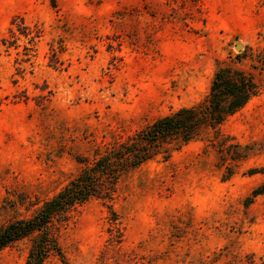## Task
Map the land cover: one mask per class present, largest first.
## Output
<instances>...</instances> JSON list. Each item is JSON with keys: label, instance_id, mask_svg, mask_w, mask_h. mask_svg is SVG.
Listing matches in <instances>:
<instances>
[{"label": "rangeland", "instance_id": "obj_1", "mask_svg": "<svg viewBox=\"0 0 264 264\" xmlns=\"http://www.w3.org/2000/svg\"><path fill=\"white\" fill-rule=\"evenodd\" d=\"M228 66L259 93L86 203L43 264H264V0H0V229Z\"/></svg>", "mask_w": 264, "mask_h": 264}, {"label": "trees", "instance_id": "obj_2", "mask_svg": "<svg viewBox=\"0 0 264 264\" xmlns=\"http://www.w3.org/2000/svg\"><path fill=\"white\" fill-rule=\"evenodd\" d=\"M259 91L251 73L231 66L219 68L200 103L156 118L124 142L106 151H95L92 159L83 157L80 172L32 216L11 221L0 229V250L37 234L26 264H43L59 250L56 234L61 226L86 203L92 199L113 200L127 172L162 155L172 143L184 144L207 129L218 130Z\"/></svg>", "mask_w": 264, "mask_h": 264}, {"label": "water", "instance_id": "obj_3", "mask_svg": "<svg viewBox=\"0 0 264 264\" xmlns=\"http://www.w3.org/2000/svg\"><path fill=\"white\" fill-rule=\"evenodd\" d=\"M241 47V45H237V48H240Z\"/></svg>", "mask_w": 264, "mask_h": 264}]
</instances>
